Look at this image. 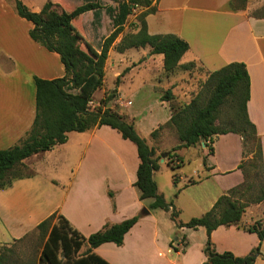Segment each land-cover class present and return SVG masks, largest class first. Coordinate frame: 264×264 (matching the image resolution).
Listing matches in <instances>:
<instances>
[{"label":"crops","instance_id":"crops-1","mask_svg":"<svg viewBox=\"0 0 264 264\" xmlns=\"http://www.w3.org/2000/svg\"><path fill=\"white\" fill-rule=\"evenodd\" d=\"M230 1L153 0L156 10L145 17L147 30L150 34L173 33L186 40L189 49L180 62L197 61L205 72L233 61L245 64L249 75L247 115L256 127L264 159V17L252 16L244 9L233 10L229 7ZM32 26L31 23L30 29ZM29 30L31 50H26L20 61L15 54L6 52L7 57L15 59L17 68L10 73L0 70L5 79L15 78L14 73L22 71L27 84L24 97L22 95L14 101L17 107L13 112L1 110V106H6L11 98L0 99V149L19 143L32 125L35 116L33 77L52 79L65 74L59 55L34 44ZM139 49L142 55L151 57L149 47ZM161 59L163 64L162 55ZM131 63L127 67L136 64L134 61ZM119 73L116 70L114 74L118 76ZM162 75L168 86L148 85L159 90L154 94V114L147 111L149 101L140 114L130 109L131 103L127 104L130 100H121L118 93L112 101L113 106L116 102L119 111L128 115L145 138L170 117L168 102L159 100V96L163 88L171 87L174 82L170 78L172 74ZM101 90V95L95 100L97 104L104 95V89ZM235 135L227 133L215 137L211 143L212 153H208V147L200 143V151L206 156V173L196 183H184V187L207 183L204 193L191 197L201 215L222 193L243 181L242 172L237 168L243 159L241 140ZM231 138L239 143L235 156L228 151V145L218 144ZM148 144L155 146L153 142ZM154 148L158 152V148ZM166 161L164 157L163 162L159 161L160 165ZM22 162L29 168V175L14 180L8 188L0 189V246L8 247L36 229L40 221L54 212L63 215L85 237L137 215L136 223L125 233L121 245L105 242L92 247L91 251L110 264H203L207 260L203 251L207 238L204 227H178L171 219L170 211L150 207L153 198H140L135 186L139 164L136 146L110 126L102 125L83 132L70 131L64 143L34 153ZM153 179L157 185L155 172ZM157 192L163 195L158 185ZM261 203L247 206L245 213ZM254 217L251 215L248 222L242 223L251 224ZM228 233L239 238L237 245L229 246L222 242V235ZM210 240L217 252L229 250L239 256L247 254L259 243L256 233L234 225L218 226L210 233ZM263 243L264 239L253 264L258 261L264 263ZM87 247L85 243L82 248L85 250Z\"/></svg>","mask_w":264,"mask_h":264},{"label":"trees","instance_id":"trees-1","mask_svg":"<svg viewBox=\"0 0 264 264\" xmlns=\"http://www.w3.org/2000/svg\"><path fill=\"white\" fill-rule=\"evenodd\" d=\"M117 1L116 8L112 6L105 8L112 18L113 30L103 39L97 51L89 44L84 48L80 46L82 34L76 30L74 23L78 16L87 11L94 12L92 22L95 24L100 22L99 0H85L71 10L59 9L60 3L56 0H46L39 11L31 10L21 0H14L17 14L33 25L29 30L30 37L47 50L59 55L65 74L52 79L33 77L34 120L19 143L0 149V188L8 187L14 180L28 176L29 174L20 173L22 161L34 153L47 151L55 145L64 143L68 132H83L108 125L120 133L122 138L130 140L136 146L139 164L135 186L140 192V198H153L150 207L170 211V217L178 227L205 228L207 238L203 251L207 260L203 264H253L260 254L261 242L264 239V216L261 220L247 225L241 220L250 203L264 200V184L258 185L255 181L259 173H264V159L256 127L247 115L249 75L245 64L233 61L207 72V77L199 84L198 90L184 104L173 101L174 94L170 87L161 90L160 100L168 102L170 117L150 135L155 138L159 131L167 126L174 130L180 143L168 151L155 155V148L139 134L128 115L113 106L116 89L104 95L95 107H91L89 102L94 91L103 84L109 49L123 31L127 17L136 7H142V10L136 16L134 31L127 32L121 37L116 47L118 52L130 48L149 47L150 55L163 56V72L170 75L177 67L187 69L193 64L192 61L180 64L182 56L189 49V43L173 33L148 32L145 17L156 10L153 0ZM236 1L238 0H231L229 7L233 10L243 9V6L235 5ZM81 90L87 93L81 94ZM225 105L230 106L232 119L220 123L218 117ZM227 133L240 136L243 157L246 153H253L248 162L242 159L237 165L242 172L243 181L222 193L212 207L202 215L192 217L187 222L179 221L178 210L157 192V185L153 179V171L160 167V158L165 157L170 168L176 170L182 164L181 158L176 154L177 149L199 145L203 141L209 148L208 153H212L211 143L215 137ZM203 162L206 166L205 158ZM249 167L255 172V180L249 178V171L252 170H249ZM177 179L174 171L173 181L176 182ZM196 182L198 179H190L187 184ZM254 189L257 190L255 194L252 192ZM137 219L138 216L135 215L85 237L73 228L63 215L54 212L36 226L40 235L46 236L38 264H110L93 253L91 248L105 242L121 245L125 233ZM220 225H234L254 232L259 238V243L245 255H235L229 250L217 252L210 240V233ZM85 243L88 247L81 251ZM0 264H7L6 256L2 252Z\"/></svg>","mask_w":264,"mask_h":264},{"label":"rangeland","instance_id":"rangeland-1","mask_svg":"<svg viewBox=\"0 0 264 264\" xmlns=\"http://www.w3.org/2000/svg\"><path fill=\"white\" fill-rule=\"evenodd\" d=\"M21 1L30 9H35L34 11H36V8L40 9L46 0ZM56 1L60 3L59 9L65 8L67 10H71L77 5L83 3L85 0ZM99 2L101 3L100 22L96 24L95 22H92L94 18L93 11H87L81 14L78 16V20L76 19L78 22L74 21L76 30L82 34V40H80L79 43L82 48L89 44L95 49L97 48L96 50L98 51L103 39L113 30L112 18L105 11V8L107 6L116 8L118 1L99 0ZM235 5L243 6V9L252 16H264V0H246L244 2L238 0L235 2ZM141 10L142 7L139 6L133 10L132 14L127 17L123 31L117 36L111 45L105 62L103 84L101 88L96 89L92 94L91 102L92 100L93 102L89 104L91 107L98 105L95 100H97L98 96L101 95L102 88L104 89V95L116 89L118 97L121 100H130L127 101V104L131 103L130 109H133L137 112V114H140L141 110L145 109L147 101L150 103V107L147 111L150 110V115L154 114V94L159 90H157L156 87L152 88L148 85L155 83L168 86L166 78L162 75L164 72H162L161 55L153 54L151 57L147 58V54L142 55L140 49L138 48H130L127 52H118L116 49L121 37L127 32L134 31L133 24L136 22V16ZM30 26L31 23L28 20L17 14L14 0H0V70L2 72L10 73L14 70V68H17L14 61L15 59L13 60L11 57H7L6 52L15 54L16 58L20 61L24 52L26 50H31L30 40L28 39V30L30 29ZM33 43L42 47V45L36 42ZM133 61L136 64L132 67H127L131 66V62ZM192 62L193 64L189 68L183 69L182 67H177L171 73L172 75L170 78L174 83L171 87H169L174 94L173 101L177 104H184L188 102L198 90L199 84L207 77V72L203 70L200 63L197 61ZM180 64L184 63L180 62ZM19 65L21 66L20 62ZM116 70H119V74H121L118 78L117 75L114 74ZM21 72L14 73L16 76L15 78L7 77V79H5L0 75V99L7 100L11 98L6 106H1V110L8 113L13 112V110L17 107V104H14V101L22 95L24 97V93L27 88L26 81L23 77L24 73ZM148 87H150V89ZM80 93L86 94L87 92L81 90ZM161 93L162 92H160V95ZM114 106L119 108V105L116 102L114 103ZM231 113L229 105L223 106L220 111L218 121L220 123L229 121L232 119ZM156 137L153 138L155 141L151 139V136H147L146 138L144 137L147 143L151 144V142H153V145H155L154 147L158 148V152L156 151L155 155L162 153H160V149L168 151L180 143L174 130L167 126L163 127ZM235 137L239 138L240 136L235 135ZM218 144L228 145V151L232 156H235L239 150V143L235 140V138L220 141ZM249 147H251L250 144ZM176 154L182 160V164L179 168L173 170L168 164L161 163L159 169L153 171V173L155 172L158 188L163 192L165 200L167 202H171L175 209L178 210L177 219L179 221L187 222L190 218L201 215V210L194 206L191 202V197L195 194L204 193V186L207 183H202L200 185H196L195 187L188 188L184 187V183H188L190 179H199L204 177L206 167L203 160L206 156L204 153H201L200 144L197 147H181L176 150ZM220 156L223 158L224 154H220ZM252 156L253 153H246L243 157V161L248 162ZM19 169L22 174L30 173L29 168L24 165L23 167L20 166ZM248 169L250 170L252 168L249 167ZM174 171L177 176L181 177V179H177L176 182L173 181ZM254 174L255 172L253 169L249 171L250 180H255ZM255 181L258 185H263L264 173H259L258 178H256ZM252 192L255 194L257 190L254 189ZM251 204L256 206V203H250L249 205ZM251 215L255 216L252 218L255 221L263 218L264 200L259 207H255L254 209H250V211L248 210V213H244L241 221L243 223L248 222ZM175 236L176 235L172 236V239H174ZM45 238L46 236H41L40 232L37 229H34L25 234L23 237L10 243L8 247L0 246V252L6 256L7 264H38L39 255ZM239 241L240 240L237 236L230 233L222 235V242L229 246H235L239 243ZM81 251H84V249L81 248ZM256 264L264 263L258 261Z\"/></svg>","mask_w":264,"mask_h":264},{"label":"water","instance_id":"water-1","mask_svg":"<svg viewBox=\"0 0 264 264\" xmlns=\"http://www.w3.org/2000/svg\"><path fill=\"white\" fill-rule=\"evenodd\" d=\"M202 143H204L203 141H202ZM164 161V158L162 157L161 159H160V162H163Z\"/></svg>","mask_w":264,"mask_h":264},{"label":"built area","instance_id":"built-area-1","mask_svg":"<svg viewBox=\"0 0 264 264\" xmlns=\"http://www.w3.org/2000/svg\"><path fill=\"white\" fill-rule=\"evenodd\" d=\"M92 103L91 101L89 102V104Z\"/></svg>","mask_w":264,"mask_h":264}]
</instances>
